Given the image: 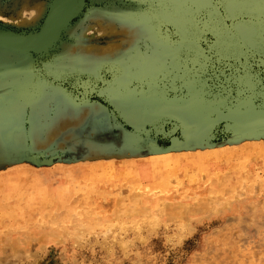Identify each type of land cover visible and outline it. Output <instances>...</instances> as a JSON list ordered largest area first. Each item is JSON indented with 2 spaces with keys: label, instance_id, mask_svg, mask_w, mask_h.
<instances>
[{
  "label": "rangeland",
  "instance_id": "374dc122",
  "mask_svg": "<svg viewBox=\"0 0 264 264\" xmlns=\"http://www.w3.org/2000/svg\"><path fill=\"white\" fill-rule=\"evenodd\" d=\"M77 1L0 37V264H264V0Z\"/></svg>",
  "mask_w": 264,
  "mask_h": 264
},
{
  "label": "bare ground",
  "instance_id": "6f19581e",
  "mask_svg": "<svg viewBox=\"0 0 264 264\" xmlns=\"http://www.w3.org/2000/svg\"><path fill=\"white\" fill-rule=\"evenodd\" d=\"M56 1L57 0H53L52 6L50 8V12L46 17L45 24L55 6L54 4L56 3ZM77 2H78L77 0H60L56 11L53 13L50 20L48 21V25L46 26V29L41 34L34 37V39L38 41H42L41 43L44 44L48 43L52 39L54 40L56 38L55 35L57 34V32H59L60 29L64 27V25H67L65 23L71 17V15L76 11L75 8L76 5L78 4ZM44 11H45V7H41L39 9V7L37 6L31 8V11H28L27 17L25 15L24 16L21 15L19 18L10 19L8 21L15 22L17 25H34L37 22V20L41 18Z\"/></svg>",
  "mask_w": 264,
  "mask_h": 264
},
{
  "label": "water",
  "instance_id": "95a60500",
  "mask_svg": "<svg viewBox=\"0 0 264 264\" xmlns=\"http://www.w3.org/2000/svg\"><path fill=\"white\" fill-rule=\"evenodd\" d=\"M59 1L60 0H57L56 3L54 4L55 6H54L46 24H45V21H46V19H45V21L43 23L44 26L42 25L37 32H35L31 35H28V36H14V35L12 36V35H6V34L0 33V37L3 40H7L9 42H12L13 44H17L19 47L23 48V50H25V51H28V50L43 51V50H46L48 48V46L53 42V39L50 40L48 43L44 44V43H41L42 41H38V40L34 39V37L41 34L46 29V26L48 25V21L50 20L51 16L53 15V13L56 11V9L58 7Z\"/></svg>",
  "mask_w": 264,
  "mask_h": 264
}]
</instances>
